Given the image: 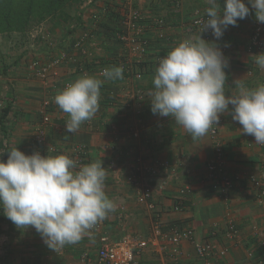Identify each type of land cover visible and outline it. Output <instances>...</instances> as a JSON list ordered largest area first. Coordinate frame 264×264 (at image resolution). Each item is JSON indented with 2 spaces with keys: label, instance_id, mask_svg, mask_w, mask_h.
<instances>
[{
  "label": "crops",
  "instance_id": "1",
  "mask_svg": "<svg viewBox=\"0 0 264 264\" xmlns=\"http://www.w3.org/2000/svg\"><path fill=\"white\" fill-rule=\"evenodd\" d=\"M88 2L84 0L75 13L68 11L71 18L68 21L44 23L43 31L35 34L32 41H20L14 33L0 34V114L6 106L11 109L8 121L0 122V159L6 161L7 151L15 147L30 155L42 145H55L59 147L60 154L70 157V147L79 143L88 151V164L103 162L107 171L104 190L115 202L116 211L100 222L99 229L91 231L90 236L56 252L44 244L34 228L18 229L3 213L4 218L0 220V264H82L83 253L88 252L91 257L97 254L102 234H107L112 240L127 234L144 237L152 231L156 220L161 222L163 234L170 232L174 225L191 227L200 240H212L218 248L227 250L224 256L215 254L211 257L210 264H253L254 261L247 257V249H253L257 256L264 257V209L256 204L258 191L249 179L250 175L261 173L263 145L255 143L254 136L242 134L241 125L232 120L230 113L221 115L223 122L219 136L224 145L225 174L234 182V187L227 190L221 181L209 177L207 163L215 158L210 133L193 140L171 117H160L151 112L149 93L153 90L160 56L169 52L168 42L198 36L194 30L183 26L189 24L196 9L206 11L208 0H182L180 5H176L175 0H139L144 15L152 21L145 33L151 42L145 59L148 73L141 81L132 82L146 92L143 125L138 122V115L124 111L121 103L111 106L105 100L99 104L95 116L84 122L75 133L66 131L65 121L70 116L61 109L54 108L42 114V101L56 81L51 78L45 83L29 70L28 64L33 58L46 59L59 53L65 43H70L84 28L93 29L89 25L93 12H101L105 8L108 11L113 8L111 10L114 11L119 7L117 0ZM218 2L224 6V0ZM162 16L167 21L162 30L172 39L168 42H160L156 38L160 28L156 27L154 19ZM105 20L107 26L114 24L110 16ZM255 21L252 10L247 18L238 20L237 26H229L220 40L213 39L229 59V67L225 70L228 77L226 95L238 94L241 84L251 89L264 83V69L255 63L256 55L260 53L247 49ZM95 32V46L91 48L97 61L120 68L115 63L125 52L123 46L103 28ZM122 61L120 58L119 62ZM59 69L58 93L63 80L81 78L73 65L62 64ZM123 73V79L114 81L98 78L103 81L102 96L106 95L109 87L124 86L131 80ZM43 120L47 139L39 144L35 135ZM134 129L139 130V136L133 135ZM133 167L147 177L152 188L150 201L155 204L153 209L149 208L148 202L138 198L128 180V172ZM182 188H188L185 206L176 210L174 205ZM230 222L239 229V239L233 240L227 235ZM159 240V245L150 246L143 252L139 264L201 262L191 241L182 240L178 246L179 255L174 256L165 237Z\"/></svg>",
  "mask_w": 264,
  "mask_h": 264
},
{
  "label": "clouds",
  "instance_id": "2",
  "mask_svg": "<svg viewBox=\"0 0 264 264\" xmlns=\"http://www.w3.org/2000/svg\"><path fill=\"white\" fill-rule=\"evenodd\" d=\"M208 4L199 35L178 43L160 59L149 93L151 112L171 117L193 140L205 137L227 112L241 125L242 134L264 145V83L251 89L241 84L238 94L226 95L229 59L200 35L211 30L220 40L229 26H237L252 10L256 21L264 24V0H224L223 7L218 0ZM255 63L264 69V53L256 55ZM122 71L106 68L103 76L110 81L123 79ZM102 84L84 76L56 95L55 103L70 116L67 132H77L95 116ZM7 153L6 161L0 159L2 211L18 229L34 228L49 249L56 252L80 242L116 211L104 190L107 171L102 161L79 165L64 154L27 155L17 147Z\"/></svg>",
  "mask_w": 264,
  "mask_h": 264
},
{
  "label": "built area",
  "instance_id": "3",
  "mask_svg": "<svg viewBox=\"0 0 264 264\" xmlns=\"http://www.w3.org/2000/svg\"><path fill=\"white\" fill-rule=\"evenodd\" d=\"M117 1L119 6L118 10L116 9L113 11L111 10L113 8H111L108 11L107 8H105L101 12H93L90 15L91 23H89L93 29L84 28L81 30L79 35L70 43H65L59 53L51 54L47 56L46 59L42 57L33 58L29 62L28 68L35 76L42 79L45 83H48L51 78L52 81H56L55 85L52 86L53 89L51 92L42 101V114L45 115L46 112L54 108L60 109L55 103V97L59 94L57 92L59 88L58 81L61 79L59 67L62 64H67V66L73 65L74 70L81 77L93 76L97 79L104 77V69L112 68L110 63H99L95 57V52L91 48L95 46L93 40L96 34L95 31L103 28L113 40L120 43L125 49V52L119 56V60L114 63L123 70L125 76H128V78L131 77V80L124 86L122 85L117 88L109 87L105 96L101 95L100 89L99 104L103 100L111 106L121 103V107L123 106L124 111L134 112L138 115V122H140L141 125L144 124L146 111L144 108V101L146 92L141 89L139 85H133L132 82L141 81L148 73V66L145 59L149 53L151 42L145 33L149 29V25L152 24V21L144 15L139 5V0ZM175 1L176 5H180L182 0ZM88 3H93V0H89ZM106 16L112 17L114 24L107 26L105 20ZM206 18V11L196 9L192 14L189 24H185L183 27L188 30H194L199 35L203 26V21L206 20ZM154 21L156 27L160 28L156 36L157 40L160 42L172 40L162 30V27L167 25L165 17H157ZM188 26L189 28H187ZM200 35L202 39L213 42L214 37L211 30L202 32ZM180 42L182 41L168 42L167 48H169V52ZM247 49L253 53L264 52V24L255 21L252 26ZM168 53L160 56V59L166 57ZM120 58H123L122 62H119ZM96 65H98V68L94 69ZM73 82L75 81L63 80L61 82V92L66 86ZM68 120L69 119L65 122ZM222 122L223 119L220 116L218 125H213L209 130L215 149V158L207 163V169L209 177L221 181L228 190L234 187V182L225 174L224 145L219 136V129ZM46 135L45 121L43 120L37 129L35 138L39 144L44 143L47 139ZM133 135L139 136V130L134 129ZM69 150L71 153L70 157L75 159L79 165L88 164L89 154L85 146L75 143ZM35 151H38L44 156L50 153L60 154L59 147L55 145H49L48 147H43V145L38 146L33 152ZM260 165L261 173L259 175H250L249 179L258 191L255 195V202L259 207L264 209V145ZM146 171L148 172L149 169H146ZM128 180L136 190L138 198L148 202L149 208L153 209L155 204L150 201L152 198V188L147 181V177L142 175L139 169L133 167L128 172ZM187 194L188 188H182L179 191L177 202L174 205L176 210L184 208ZM161 225V222L156 220L152 231L144 237L127 234L112 240L107 234H102L100 237L101 246L97 254L91 257L88 252L83 253L81 256L82 264H139L143 252L150 246L159 245V239L162 236L171 244L170 249L174 256L179 255L178 246L182 240L187 239L191 241L194 245L197 257L201 260L199 264H210L209 259L215 254L224 256L227 253L226 249L218 248L214 241H202L197 238L195 231L191 227L184 228L180 225H174L170 232L163 234ZM230 225L231 227L227 235L233 240L239 239V229L235 227L232 222H230ZM98 229L99 223L91 231H97ZM246 253L247 257L254 261L253 264H264V257L257 256L253 249H247Z\"/></svg>",
  "mask_w": 264,
  "mask_h": 264
},
{
  "label": "trees",
  "instance_id": "4",
  "mask_svg": "<svg viewBox=\"0 0 264 264\" xmlns=\"http://www.w3.org/2000/svg\"><path fill=\"white\" fill-rule=\"evenodd\" d=\"M81 2L83 0H0V34L27 33L33 25L50 19L68 21L70 6ZM10 110V106L2 109L1 123L8 121ZM3 218L0 207V220Z\"/></svg>",
  "mask_w": 264,
  "mask_h": 264
},
{
  "label": "rangeland",
  "instance_id": "5",
  "mask_svg": "<svg viewBox=\"0 0 264 264\" xmlns=\"http://www.w3.org/2000/svg\"><path fill=\"white\" fill-rule=\"evenodd\" d=\"M81 3L80 4H73L72 6H70V8L68 10L70 12H74L75 13L78 10V7L81 5ZM47 22L57 23V22H64V21H58V20L50 19V20H47L44 23H47ZM43 24H41V25H37V24L33 25L31 30H28L27 33L15 32L14 34L18 37V40H20V41H22V40L32 41L36 37L35 34H39L38 32L43 31V29L41 28Z\"/></svg>",
  "mask_w": 264,
  "mask_h": 264
}]
</instances>
